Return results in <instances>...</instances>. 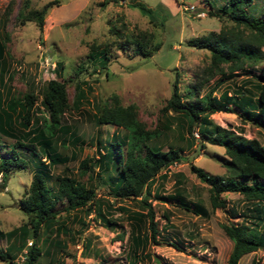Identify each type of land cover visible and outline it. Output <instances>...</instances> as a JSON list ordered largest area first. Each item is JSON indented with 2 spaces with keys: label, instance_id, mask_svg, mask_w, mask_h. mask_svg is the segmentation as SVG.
<instances>
[{
  "label": "rangeland",
  "instance_id": "374dc122",
  "mask_svg": "<svg viewBox=\"0 0 264 264\" xmlns=\"http://www.w3.org/2000/svg\"><path fill=\"white\" fill-rule=\"evenodd\" d=\"M24 1L0 0V34L6 30L9 36L6 44L7 75H13L12 80L7 79L5 87H10L14 95L31 90L40 95L45 82L55 78L66 81L70 101L76 94V83L85 89L87 96L79 109L68 111L64 117V121L80 136V149L68 144L67 148L58 145L57 150L67 155L69 160L65 164L51 166L53 175L67 174L87 179L89 173L81 175L79 164L86 157L98 156L102 149L97 147V140L106 145L113 131H117L120 138L125 137V129L99 125L94 121L95 105L113 94L118 95L123 105L135 104L139 119L150 129L164 121L161 109L172 93L175 78L185 94L189 90L194 92L191 87L195 84L199 96L211 91L213 96L219 97L223 91L235 94L237 88H242L244 95L257 98L254 75L264 59L255 66H245V70L233 71L231 78H224L229 73L225 64L226 75L217 73L210 76L204 71L210 63V52L187 45L192 38L206 36L212 31L218 33L221 29L238 32L244 38L249 35L248 30L237 27L226 14L209 15V1L213 4L212 10L217 11L225 0H107L105 5H101L105 0H57L59 5L48 10L41 30L33 21L20 23L16 19ZM50 1L55 0H29L30 6L38 9ZM134 1L144 3L150 10H141L133 4ZM11 3L12 10L6 15L7 6ZM190 6H194L195 11H203L204 17L196 16L195 11L188 9ZM247 10L249 14L259 16L264 12V0H252ZM140 31L152 32L154 41L159 44L151 56L134 54L127 45L124 46L126 49L119 46L127 37ZM92 44L110 47L111 57L104 68L99 62L94 65L88 61ZM56 62L63 64L57 72ZM200 81L202 85L198 87ZM0 91L5 92L2 88ZM240 111L238 108H234V112L219 111L211 114L210 118L218 125L235 129L246 137L257 138L264 144V128L245 121ZM181 126L182 123L174 122L159 138L147 142L163 150L170 146L178 148L182 158L162 170L164 176H156L151 187L163 197L173 195V198L164 201L148 199L159 235L156 236L157 243L148 240L145 251L149 255L144 257L143 264H223L232 243L220 227L221 223L229 222L228 214L216 209L209 218L196 216L184 209L179 200L183 199L190 206V203L201 202L211 209L208 186L192 172L190 164L194 163L210 174L228 177L230 172L222 165V159L226 157L224 148L205 142V147L200 149V136H196V129L204 128L203 124L195 127L194 144L188 145ZM10 149L28 159L32 154L25 146H18L14 139L0 135V155ZM32 162L29 159V167L25 170L12 171L5 187H2L0 177V229L3 231L27 221L26 214L18 207V200L31 181L35 168ZM104 177V173L95 167L93 184L96 197L111 203L110 214L116 226H106L94 216V212L87 213L84 209L62 212L60 215L65 219L67 234L50 236L62 241V248H49L48 242L42 239L40 245L46 252L39 257L40 264H129L132 223L128 215L145 210L138 198L115 200L108 194ZM222 197L228 207L232 204L238 212L246 207L238 193L226 192ZM64 206L65 203L60 202L57 208ZM233 221H241V218L235 217ZM140 233L149 235L147 225L142 226ZM87 241L90 244L85 249ZM33 242L30 228L27 245L31 246ZM7 245L4 239L0 240L1 248ZM23 259L24 252L17 256L16 261L21 264ZM249 262L250 259L241 260V264ZM0 264H4L3 261Z\"/></svg>",
  "mask_w": 264,
  "mask_h": 264
},
{
  "label": "trees",
  "instance_id": "16d2710c",
  "mask_svg": "<svg viewBox=\"0 0 264 264\" xmlns=\"http://www.w3.org/2000/svg\"><path fill=\"white\" fill-rule=\"evenodd\" d=\"M107 3L105 0L101 5ZM133 4L143 11L150 10L140 1H134ZM53 5H59L58 1H50L38 9L31 7L29 0H25L16 19L20 23L33 21L41 30L45 15ZM250 5L252 0H225L219 10L213 11V4L209 1L210 16L219 12L226 14L237 27L249 31L246 38L241 37L238 32L221 29L218 33L212 31L206 36L188 40L187 45L210 52V63L204 70L210 76L217 73L226 75L223 69L225 64L229 73L224 78H231L233 71L245 70V66H255L264 59V12L259 16L249 14L247 8ZM11 7L12 3L7 6L6 15L10 14ZM8 39V33L4 30L0 34V89L5 90L0 91V135L14 139L18 146L28 148L32 153L29 159L33 161L35 168L28 187L18 200V207L26 214L27 221L8 231L0 229V240L4 239L8 243L4 249L0 247V261L4 264H20L16 259L24 252L21 264H40L39 257L46 252L40 245L42 239L48 242L49 248H62V241L50 237L52 234L55 237L67 234L65 219L60 215L62 212L84 209L87 213L94 212V216L106 226H116L110 214L111 203L96 197L93 172L97 167L98 171L104 173L109 195L115 200L138 198L145 210L130 212L128 215L132 223L128 263L143 264L144 257L149 255L145 251L148 240L157 243L156 236L159 235L154 211L148 199L152 197L164 201L173 198V195L163 197L157 191H152L151 187L156 176H164L162 170L180 162L182 158L178 148L170 146L163 150L155 145L150 146L147 142L159 138L174 122L182 123L184 138L190 146L194 144L195 127L203 124L204 128L200 126L196 129L200 136V149L205 147V142L222 146L226 155L222 159V165L230 172L228 177L213 175L191 163L192 172L208 186L211 209L201 202L190 203V206L183 199L179 200V204L200 217L209 218L216 209L228 214L229 222L220 225L232 242L225 264H239L243 255L264 248V144L257 138H249L235 129L218 125L210 118L215 112H234V108H238L245 121L264 128V62L254 75L256 99L244 95L242 88H237L235 94L223 91L219 97L213 96L211 91L199 96L195 84L191 87L194 92L189 90L185 94L175 78L172 93L161 109L164 121H160L153 129L147 128L139 119L135 104L123 105L118 95L113 94L99 101L95 105L94 121L99 125L109 124L116 129H125V139L120 138L117 131H113L111 138L106 140V145L97 140V147L102 149L101 152H98L96 158L86 157L79 164L81 175L89 173L88 178L84 179L82 176L77 179L67 174L53 175L51 166L65 164L69 160L67 155L57 150L58 145L67 148L68 144L80 149L82 140L77 131L64 121V117L68 111L79 109L86 100L85 89L76 83L77 91L70 101L66 81L53 78L45 82L40 95L32 90L14 95L10 87H5L7 79L13 78V75H7ZM125 41L119 43L120 48L126 49L124 46L127 45L134 54L141 56H151L159 48L152 32L140 31L137 35L127 37ZM110 57L108 45H90L87 57L90 63L95 65L99 62L104 68ZM55 67L57 72L62 69L63 64L56 62ZM201 85L200 81L198 87ZM168 112L173 114L169 115ZM29 159L22 157L15 149L0 155L2 187H5L12 171L29 167ZM226 192L241 195L246 204L243 211L238 213L233 206L228 207L226 199L222 197ZM60 202L65 203L62 209L57 208ZM118 209L125 210L123 207ZM235 217L241 218V221H233ZM145 225L149 235L140 233ZM30 228L35 242L28 246ZM89 244L87 241L85 249L89 248ZM251 264L257 263L254 261Z\"/></svg>",
  "mask_w": 264,
  "mask_h": 264
},
{
  "label": "crops",
  "instance_id": "0c3cea01",
  "mask_svg": "<svg viewBox=\"0 0 264 264\" xmlns=\"http://www.w3.org/2000/svg\"><path fill=\"white\" fill-rule=\"evenodd\" d=\"M231 206H233V205L231 204ZM243 210H244V209H243ZM243 210H242V211H243ZM236 211H237V210H236ZM237 212H238V211H237ZM238 213H240V212H238ZM231 247H232V243H231V245H230V248H229V251H228V253H227V256H228V254H229V252H230V250H231ZM263 249H264V248H262L261 250L258 249V250L254 251V252H251V253H248V254L243 255V256L240 258L239 264H241V260H242V259H250L249 264H251V263L254 262V261H256L257 264H264V251H263ZM226 259H227V257H226ZM226 259H224L225 261L223 260V264H225Z\"/></svg>",
  "mask_w": 264,
  "mask_h": 264
},
{
  "label": "built area",
  "instance_id": "2783aa9c",
  "mask_svg": "<svg viewBox=\"0 0 264 264\" xmlns=\"http://www.w3.org/2000/svg\"><path fill=\"white\" fill-rule=\"evenodd\" d=\"M188 9H190L191 11H195L196 8L194 6H190L188 7ZM196 12V16L198 17H204L205 13L203 11H195ZM196 136H198V133L196 132Z\"/></svg>",
  "mask_w": 264,
  "mask_h": 264
}]
</instances>
